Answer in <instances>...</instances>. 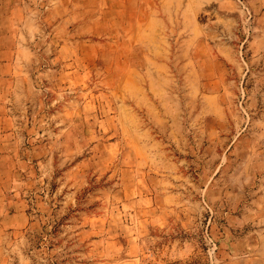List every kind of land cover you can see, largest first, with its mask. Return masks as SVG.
<instances>
[{"label":"rangeland","instance_id":"rangeland-1","mask_svg":"<svg viewBox=\"0 0 264 264\" xmlns=\"http://www.w3.org/2000/svg\"><path fill=\"white\" fill-rule=\"evenodd\" d=\"M0 264H264V0H0Z\"/></svg>","mask_w":264,"mask_h":264}]
</instances>
